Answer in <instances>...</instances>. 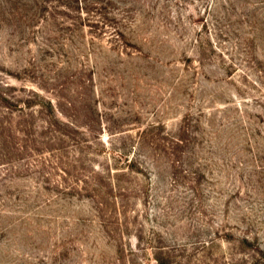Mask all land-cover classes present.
<instances>
[{"label":"rangeland","instance_id":"374dc122","mask_svg":"<svg viewBox=\"0 0 264 264\" xmlns=\"http://www.w3.org/2000/svg\"><path fill=\"white\" fill-rule=\"evenodd\" d=\"M39 1L0 0V264H264V0Z\"/></svg>","mask_w":264,"mask_h":264},{"label":"trees","instance_id":"16d2710c","mask_svg":"<svg viewBox=\"0 0 264 264\" xmlns=\"http://www.w3.org/2000/svg\"><path fill=\"white\" fill-rule=\"evenodd\" d=\"M55 0H40L39 2H40V4H42V5H47V4H52V2H54ZM76 1V3L77 2H79V0H74V2ZM84 2V1H83ZM69 4V3H68ZM79 4V3H78ZM69 6H70V4H69Z\"/></svg>","mask_w":264,"mask_h":264}]
</instances>
